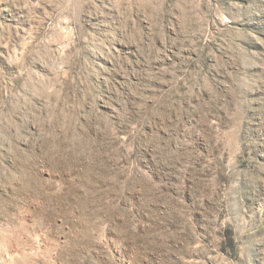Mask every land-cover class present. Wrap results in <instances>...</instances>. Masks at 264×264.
I'll return each mask as SVG.
<instances>
[{
  "label": "rangeland",
  "instance_id": "374dc122",
  "mask_svg": "<svg viewBox=\"0 0 264 264\" xmlns=\"http://www.w3.org/2000/svg\"><path fill=\"white\" fill-rule=\"evenodd\" d=\"M0 264H264V0H0Z\"/></svg>",
  "mask_w": 264,
  "mask_h": 264
}]
</instances>
